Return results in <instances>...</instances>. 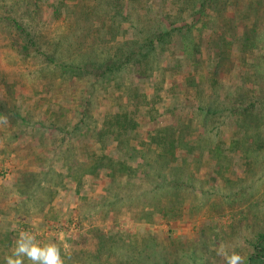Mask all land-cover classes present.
Returning a JSON list of instances; mask_svg holds the SVG:
<instances>
[{"label":"rangeland","instance_id":"obj_1","mask_svg":"<svg viewBox=\"0 0 264 264\" xmlns=\"http://www.w3.org/2000/svg\"><path fill=\"white\" fill-rule=\"evenodd\" d=\"M110 1L61 0L63 7L59 17L55 18L52 10L58 0H37L43 14L33 21L24 17L23 22L39 36L42 50L44 47L49 49L55 61L52 64L38 56L24 59L14 50L4 16L10 14L14 3L15 16L20 19L25 13L26 0H0V99L7 101L10 95L16 105L24 103L22 110L35 103L41 107L36 110L38 125L26 128L17 123L15 131L21 136L14 142H10L11 135L5 134L7 128L0 122V264H6V257L12 254L15 241L23 231L32 233L41 244L55 243L63 264H227L221 249L227 255L239 254L243 257L242 264H259L258 260L250 261L248 256L253 253L251 242L255 240L256 232L264 231V143L259 140L255 143L258 148L252 149L258 156L254 157L249 153V139L243 144L240 134L234 138L233 131L220 124L221 112L208 117L214 123L205 127L200 123L201 114L192 109L189 112L193 133L187 136L186 146L176 150V156L183 169V181L188 180L191 186L187 199L183 200L184 206L191 204L193 211L183 212L177 220L164 219L157 211L148 215L146 212L151 209L148 205L143 208L142 200L139 204L134 200L127 201L131 194L124 191L130 186L125 183L126 178L116 177L113 182V176H109L113 165L124 159L123 146L118 145L121 139L102 137L97 141L95 132H100L104 118L111 116L116 107L129 102L122 89L109 94L98 90L89 119L81 125L85 137H80L83 132L65 134L54 128L43 130L39 126L44 117L55 113L60 114V119L63 115L69 122L76 121L87 101L85 91L89 82L71 83L66 77L54 81L57 64H82L89 58L96 59L100 52H113L117 42L135 43L140 39L129 22L120 20L118 28H113L114 10ZM147 1L154 2L156 10L164 4L163 0ZM226 2V19L235 18L233 23L237 31L242 32L245 25L252 28L256 23L261 33L248 34L244 45L241 36L225 33L226 55L230 58L219 73L220 101L225 90L234 95V88L240 85L242 76H246L243 68L250 72L248 78L264 74V0ZM251 5L258 12L257 21L251 13L253 10L248 8ZM176 6H171L170 10L164 7L162 11L174 16L177 8L186 18L180 3ZM136 7L137 14L145 12L143 4ZM207 12L217 16L216 12ZM119 14L125 16V9ZM202 20L204 22V18ZM83 21L87 24L81 34V30L77 31V23L82 25ZM215 21L223 24V16ZM200 24L195 23L193 34L203 41L198 57L207 75L201 77L208 76L211 80L218 58L217 47L209 46L212 32L206 28L200 33ZM246 44L248 47L243 49ZM176 46L179 49V42ZM178 49L175 47L176 57L180 55ZM165 64L163 62L162 66ZM136 68H140L139 64ZM137 77L132 73L125 80ZM135 81L139 84L140 94L144 95V104L158 111L155 121H146L141 116L147 113H139V126L129 135L131 147L141 150L150 132L173 121L174 117L169 119L166 109H172L175 100L178 103L176 94L179 90L173 86L181 80L167 76L163 82L159 73L154 72L140 82ZM258 94V90L252 89V95ZM130 105L129 113H133ZM212 105L220 108L219 102ZM182 107L186 108V104L179 108L185 116L188 110L182 112ZM118 130L113 118L114 135H118ZM248 132L264 137V126L257 133L254 126ZM239 136L241 143L237 140ZM126 138L125 133L123 139ZM94 160L102 167L91 173ZM136 166L137 163L132 164V168ZM30 174L34 175L26 178L29 180L27 188L19 193L17 180H24V176ZM144 177L141 171L133 172L131 181L139 185L140 193L151 186ZM49 185L57 190L53 197L49 194L51 198L42 194V188L47 189ZM42 196L47 198L45 205L40 201ZM120 196L125 198L119 201ZM160 199L164 210L170 207L169 197ZM23 264L31 262L24 260Z\"/></svg>","mask_w":264,"mask_h":264},{"label":"trees","instance_id":"obj_2","mask_svg":"<svg viewBox=\"0 0 264 264\" xmlns=\"http://www.w3.org/2000/svg\"><path fill=\"white\" fill-rule=\"evenodd\" d=\"M103 2V0H101ZM227 0H163L164 4H160L157 10L154 8L156 5L154 2L143 0H111L113 5V28L117 29L120 20L123 23L129 22L130 28L133 32H136L140 36V39L135 43L123 42L116 43L113 46V52L105 51L96 54V59L84 60L82 64L73 63H59L55 67L57 71L53 74L54 81H60L61 77L75 83L76 81H87L86 96L87 101L84 105V112L82 111L76 119V121H67L63 119V115L55 113L49 117H44L43 122L39 125L43 130L56 129L65 134L83 132L81 129L82 124H86L89 119V113L93 110L91 107L94 104V97L97 95L98 90L109 94L110 92H118L123 90L125 97L129 101L127 104H120L113 110V114L108 118H104L103 125L100 132H95L96 140L105 137L108 139H121L119 146L122 145L121 151L124 153V159L121 158L119 163L113 165V171H109V176H113V182L116 177H125V183L130 185L125 187V192L131 194L127 201H136L141 206H149L151 209L149 214H158L169 220H177L183 212H192L191 204L186 209L184 206V199L190 193L191 186L187 181H183V172L181 164L176 156V150L185 147L187 142V136L193 133L194 127L193 120L190 116L191 109L201 114V124L205 127L206 124L214 123L208 117L221 112L222 119L220 124L225 125L228 129L233 131V137L236 138L240 134L244 140L243 144L249 139L250 147L249 153L254 157L258 156L252 148L258 146L256 142L264 143V137L260 134H249L250 127H255L256 133L259 130H263L264 126V74L256 75L248 78L250 72L247 69L243 70L246 76H242L240 85L234 88V95L229 90L224 91L222 100H219V90L222 88L221 79L219 73L222 71L227 58V51L224 35L226 32L233 33L243 38V45L246 43V37L248 34L261 33L259 28L255 25L244 26L243 31H237V26L233 23V19H226V8H228ZM37 0H26L24 3L25 13L22 17L15 16L13 4H11L9 15L4 16L6 19L5 25L9 33L10 45L14 50L22 55V58H29L33 56L43 57L45 63H55L49 49L40 45L39 36H36L30 26L25 24L23 18L31 19L33 21L35 17H41L42 7L36 3ZM125 2V5H124ZM170 2V4H166ZM55 6L52 10V15L58 18L60 15V9L63 7V2L58 0L55 2ZM177 3H180L182 10L186 12V18H183L179 11L174 16L169 13H164L162 10L164 7L171 6L177 7ZM143 4L144 13L137 14L138 10L136 5ZM43 5V4H42ZM155 5V6H154ZM126 6V7H125ZM157 7V6H156ZM235 7L238 5L235 4ZM251 13L257 21L258 12L251 5L248 6ZM125 9V16L120 17V12ZM207 10L216 12L217 16H211ZM75 10L73 11V13ZM223 16V24H218L215 20ZM120 17V18H118ZM204 18V22L202 20ZM186 19H191L192 22H187ZM227 20V21H226ZM78 21V20H77ZM86 21V20H85ZM201 23L198 31L202 33L203 29H210L212 36L209 40V46H216L218 58L216 60L215 68L212 70L213 78L209 80V77L202 78L201 76L207 75V70L201 67L203 64L198 54L200 53V47L203 43L199 35L194 36L193 28L195 23ZM243 23V20L242 22ZM87 22L83 21L82 25L77 23V31L81 34L84 31V26ZM117 27V28H116ZM88 30H91L89 26ZM85 36V35H82ZM256 37V36H255ZM115 41V39H113ZM179 42V49L176 44ZM175 47L179 50L180 55L176 57ZM247 44L243 47L246 49ZM226 52V53H225ZM165 62V66L162 63ZM242 63V61H241ZM139 64L140 68H136ZM244 64V63H243ZM246 68L247 65L244 64ZM154 72H158L161 81L165 82V78L181 80L180 84L174 85L175 90H179L178 103L175 100V105L172 109L167 108V115L169 119L174 117L173 121H169L164 124L163 127L153 130L147 136V140L142 143L141 150L132 148L129 143V135L134 133L138 125L139 113L143 111L147 113L145 116H141L146 121H155L158 113L154 108H150L147 104H144L142 96L140 94L139 84L135 80L140 82L141 80L150 77ZM137 74V78L125 80L126 76L130 74ZM209 73V72H208ZM258 73V72H257ZM245 77V80L243 79ZM246 84L248 87H243ZM210 91L208 93L206 91ZM173 89V90H174ZM252 89L259 91V96L252 95ZM172 90V89H170ZM168 91V90H167ZM254 94V93H253ZM235 96L234 98H232ZM248 97V99H246ZM250 97V98H249ZM89 99V101H88ZM219 102V107L213 106L212 103ZM133 106V113H129L131 105ZM24 104V103H23ZM16 105V100L9 95V99H0V122L3 123L7 131L5 134L11 135L10 142H14L18 139V133L15 131L17 123L21 126L35 127L40 123L36 119V110L41 108L35 103L33 106H27L23 108L22 105ZM181 104V105H180ZM186 104L187 115L181 114L179 108ZM129 105V106H127ZM44 106V104H43ZM129 108V109H128ZM128 110V113L127 111ZM131 111V112H132ZM190 112V113H189ZM45 113V112H43ZM76 113V112H75ZM224 114V119L223 115ZM166 114L164 115V117ZM113 118L116 120L119 130L118 135L113 133ZM246 129V132H244ZM90 131V130H89ZM44 131H42V134ZM94 133V132H93ZM127 134V138L123 139L124 134ZM3 133V135H5ZM64 134V135H65ZM83 132L80 137H85ZM240 136L237 139L240 143ZM259 140V141H258ZM185 143V144H184ZM191 149V148H190ZM192 150V149H191ZM71 151V148L68 149ZM71 153V152H70ZM102 159V158H101ZM139 160V162H137ZM35 161H38L35 160ZM97 160L92 161L91 173H95L97 169L102 167L100 164H96ZM84 163V161H83ZM130 163L131 165L127 166ZM137 163L136 168H132V164ZM89 169V168H88ZM82 170V169H80ZM135 170L141 171L145 180L151 185L148 189L143 190L141 193L139 185L132 184L133 172ZM85 170H83L84 172ZM26 174V172H25ZM21 175H24L23 173ZM20 175V176H21ZM34 174L24 176L25 179L17 180L19 185V193L24 192L27 188V177H32ZM117 181V180H116ZM131 182V183H130ZM127 188V189H126ZM40 190V189H39ZM28 191V190H27ZM52 191V192H49ZM56 189L53 185H49L47 189L42 188V194H48V198H51L49 194L56 193ZM26 192V191H25ZM133 193V194H132ZM144 193V194H143ZM161 197H169L171 200L170 207L164 210ZM125 196H120L119 201L124 199ZM181 198V199H180ZM36 199V198H35ZM46 197L42 196L40 201L43 205L46 203ZM51 200V199H50ZM117 200V199H116ZM148 200V201H147ZM183 203H178V201ZM148 202V203H147ZM143 204V205H142ZM193 206V205H192ZM166 207V206H165ZM256 238L251 242L253 253L249 254L248 259L258 260L259 264H264V231L256 232ZM127 264V263H126ZM248 264V262L246 263Z\"/></svg>","mask_w":264,"mask_h":264},{"label":"clouds","instance_id":"obj_3","mask_svg":"<svg viewBox=\"0 0 264 264\" xmlns=\"http://www.w3.org/2000/svg\"><path fill=\"white\" fill-rule=\"evenodd\" d=\"M221 254L225 255L227 264H242L243 257L237 253L227 255L221 249ZM24 260L31 264H63L60 250L55 243L41 244L28 231L19 234L12 254L6 257V264H23Z\"/></svg>","mask_w":264,"mask_h":264}]
</instances>
